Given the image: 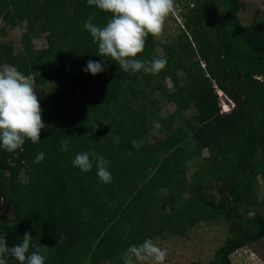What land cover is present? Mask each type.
<instances>
[{"label":"trees","instance_id":"1","mask_svg":"<svg viewBox=\"0 0 264 264\" xmlns=\"http://www.w3.org/2000/svg\"><path fill=\"white\" fill-rule=\"evenodd\" d=\"M181 7L176 46L164 45V56L157 57L149 34L137 56L167 59L166 68L152 75L126 73L98 55L84 24L95 14L93 22L103 26L110 14L87 0H0L1 35L26 26L21 50L12 43L0 47V65L15 66L42 87L54 73L68 72L55 93L39 98L47 125L41 140H26L22 152L0 148V211L6 203L13 212L0 221V236L7 233L9 246L30 232L45 264H123L130 245L163 236L167 228L184 236L197 220L222 218L229 237L211 264H231L235 251L264 239L255 194L264 173V21L243 25L239 0H194ZM44 34L48 47L36 51L33 38ZM89 60L106 70L85 72ZM167 78L172 92L163 85ZM216 88L234 102L230 113L221 112ZM156 92L176 107L168 121L158 118L165 131L161 144L148 141L158 114ZM191 108L198 124L192 133L174 126ZM89 149L110 161L112 182L101 181L95 166L88 173L73 166L76 154ZM204 150L209 157L202 159ZM40 152L44 160L34 163ZM190 164L197 169L188 177ZM213 184L224 186L219 201Z\"/></svg>","mask_w":264,"mask_h":264},{"label":"clouds","instance_id":"2","mask_svg":"<svg viewBox=\"0 0 264 264\" xmlns=\"http://www.w3.org/2000/svg\"><path fill=\"white\" fill-rule=\"evenodd\" d=\"M87 3L110 14L103 26L93 22L95 14L84 24L98 44V55L105 60L115 61L126 73L142 71L144 74L157 75L166 68V58L153 57L150 61H141L137 56L144 52L149 34L157 37L164 31L166 19L175 11L174 0H87ZM105 70L104 63L92 60L87 62L84 69L94 76ZM229 105L231 110L223 114L235 108L233 101ZM46 127L41 103L31 79L15 66H5L0 70V148L10 153L17 150L22 152L26 140L38 143L41 131ZM44 158V153L40 152L34 163H41ZM71 163L84 173L90 172L95 166L101 181L110 183L113 180L108 170L110 161L98 155L94 149L76 154ZM32 240L31 233L26 232L21 243L9 246L7 233H4L0 236V264H8V257L18 261V264H45L44 256L32 244ZM30 248L36 250L30 252ZM167 256V249L149 238L140 244L130 245L123 257V264H165Z\"/></svg>","mask_w":264,"mask_h":264},{"label":"rangeland","instance_id":"3","mask_svg":"<svg viewBox=\"0 0 264 264\" xmlns=\"http://www.w3.org/2000/svg\"><path fill=\"white\" fill-rule=\"evenodd\" d=\"M239 1L244 5L243 10L240 12V20L243 25L248 26L255 19L264 21V0ZM187 2L193 4L194 0H174L175 11L166 19L164 31L161 35L153 37L154 44L156 45L155 52L157 57L164 56V45L173 47L176 46L177 41H179L178 36L182 32L184 24L183 17L181 16V6L182 3L184 4ZM191 7L192 6H190V8ZM4 28H6L5 24L0 19V47L4 43H12L16 51L21 50V36L25 33L26 26L23 25L16 29L7 28V36H2L1 31ZM33 47L36 51L47 48L48 41L46 34L35 36L33 38ZM5 66L9 65H0V70H3ZM62 70L59 71V73H54L52 75L51 80L48 81L46 87H42L37 84L34 77H29L37 91L38 99L45 93L53 94L56 92L58 86L63 82L65 77L68 76V72H63ZM179 74L182 76L181 72H179ZM163 85H165V88L169 90V92L174 91V83L172 79L167 78ZM139 86L143 87V84H140ZM152 86L145 90V94H149ZM154 97L159 102L156 107L158 114L153 118V127L151 133L148 135V141L151 143L154 142L155 144H161L164 140L165 131L161 128L158 118H165L168 121L175 112L176 107L172 102L164 100L161 97L160 92H156ZM219 101L222 103L220 99ZM152 107H155V105ZM58 111L60 116H64L66 111V102L63 101L60 104ZM195 113V109L191 108L189 111L184 113L183 119L176 122L174 126L188 128L190 133H192L193 129L198 126V124L193 120ZM59 122L60 120L57 119L53 122V125H57ZM208 157V151L204 150L202 153V159ZM196 169V165L190 164L187 172L188 177H191ZM213 188L217 190L214 189L212 194L216 201H219V192L224 190V186L222 184H213ZM111 190H114V186L111 187ZM136 192V188L129 192L132 201H135L138 198ZM255 194L261 202V205L258 206L257 209L264 215V173L257 179ZM151 198L155 200L158 196L151 195ZM12 216V207L4 203L0 211V221H9ZM228 227V223L222 218L213 221L197 220L194 226L187 229L186 235L184 236L173 234L170 228H167L163 236L152 238V240L161 248L167 249L168 256L166 257L165 264H189L192 262L211 264L214 261L216 251L227 241L229 237ZM230 258L231 264H264V239L235 251ZM101 264L109 263L102 262ZM141 264H148V262H141Z\"/></svg>","mask_w":264,"mask_h":264},{"label":"built area","instance_id":"4","mask_svg":"<svg viewBox=\"0 0 264 264\" xmlns=\"http://www.w3.org/2000/svg\"><path fill=\"white\" fill-rule=\"evenodd\" d=\"M216 93L222 102L220 104L221 105V112L223 113L224 111L231 110V106L229 105V103H232V101L218 88H216Z\"/></svg>","mask_w":264,"mask_h":264}]
</instances>
